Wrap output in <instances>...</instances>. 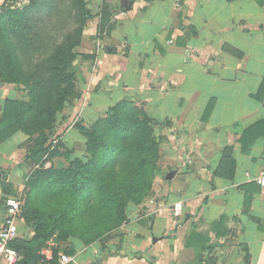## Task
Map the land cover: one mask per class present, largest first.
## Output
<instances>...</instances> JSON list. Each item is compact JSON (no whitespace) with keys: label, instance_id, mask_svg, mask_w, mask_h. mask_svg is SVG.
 Returning <instances> with one entry per match:
<instances>
[{"label":"crops","instance_id":"obj_1","mask_svg":"<svg viewBox=\"0 0 264 264\" xmlns=\"http://www.w3.org/2000/svg\"><path fill=\"white\" fill-rule=\"evenodd\" d=\"M87 2L91 16L77 47L79 95L58 113L54 133L72 147L67 162L84 158L77 124L88 126L129 98L156 120L161 172L152 196L127 204L128 220L113 233L121 248L69 238L62 241L70 245L66 252L53 235L39 250L42 260L55 251L52 264H264V185L255 179L264 169V3ZM106 24H112L108 32ZM5 98L20 99L0 82V119ZM244 142L251 143L248 151ZM27 144L22 131L0 142V222L4 198L19 196L36 166ZM227 145L233 168L223 162ZM177 200L183 201L179 217L172 214ZM222 215L223 235L210 226ZM25 222L20 214L15 242L34 236L35 224ZM60 253L70 260L61 262Z\"/></svg>","mask_w":264,"mask_h":264},{"label":"trees","instance_id":"obj_2","mask_svg":"<svg viewBox=\"0 0 264 264\" xmlns=\"http://www.w3.org/2000/svg\"><path fill=\"white\" fill-rule=\"evenodd\" d=\"M257 1L264 3V0ZM71 2L76 11L74 26L31 71L24 68L20 56L21 43L26 38L22 28L27 24L28 12L38 6V1L22 6L4 5L0 9V82L27 90L26 99H4L0 142L16 131L27 134L28 141L32 139L28 156L36 164L27 183L31 187L46 185L57 197L48 208H33L34 236L12 243L22 255L19 264L41 263L39 250L53 235L61 241L76 237L84 245L108 238L128 220L127 204L140 205L153 192L161 136L156 130V120L129 98L117 101L88 126L77 124L85 138L84 158L75 157L61 167L44 166L45 160L55 153V148L47 142L54 134L58 113L79 95L77 47L91 10L87 0ZM98 28L104 31V20ZM250 144L244 142L243 150L248 151ZM230 149L231 145H227L223 162L233 168ZM223 219L224 215L211 222V228L219 231ZM217 233L223 235L225 230ZM193 243V239L187 242ZM55 255L54 251L53 259L46 263L55 262Z\"/></svg>","mask_w":264,"mask_h":264},{"label":"rangeland","instance_id":"obj_3","mask_svg":"<svg viewBox=\"0 0 264 264\" xmlns=\"http://www.w3.org/2000/svg\"><path fill=\"white\" fill-rule=\"evenodd\" d=\"M31 1L33 0H0V9L4 5L22 6ZM37 1L38 6L28 12L27 24L22 28L24 34L26 35V38L22 40L20 56L23 60L24 68L27 71H31L34 65L41 58L47 55L51 47L60 39H62L63 35L74 26V17L76 13L71 0H53L52 5H50L51 0ZM106 26L108 32L109 29H111L112 24H106ZM77 58L78 60H81L80 52H78ZM9 86L17 92V95L20 99L27 98V90L22 88V86H17L12 83H9ZM35 135L36 134L32 135V137H34ZM31 141L32 139H29L26 146L27 149L28 145L32 144ZM47 143L51 146V148H55V153L52 157L45 160L44 166L47 167L50 164H53L55 167H59L61 164L65 165L67 163L66 158L68 157L69 152L72 151V147L65 146V144L61 142V140L57 135H55V133L50 136V139ZM159 159L157 161V170L155 173V177L159 174V171L161 172ZM35 167L30 169V172L28 171V175H30ZM28 177L25 180L23 191L19 196L22 200L21 216L26 219V225L32 227L34 226L33 208L36 206L38 208H48L50 205H53L55 203L57 197L52 193L49 187H46V185H41L38 187L29 186V183H27ZM152 195L153 192L150 196ZM150 196H148L146 199H148ZM116 231L117 229L111 232L108 238L103 237L101 239L93 240L89 244H97L101 247L102 250H118L119 248H121L122 240L116 236L117 234H113ZM68 239L64 241L67 242ZM110 242H112V244ZM61 245L63 250L68 252V247H70V245L68 244L67 246L63 247V242L61 243ZM109 252L112 251L109 250Z\"/></svg>","mask_w":264,"mask_h":264},{"label":"built area","instance_id":"obj_4","mask_svg":"<svg viewBox=\"0 0 264 264\" xmlns=\"http://www.w3.org/2000/svg\"><path fill=\"white\" fill-rule=\"evenodd\" d=\"M255 179L258 184L264 185V169L260 171ZM150 201H152L151 198ZM21 206L22 200L20 196L7 195L4 198L5 212L0 222V264H19L22 260V255L12 245L19 232L18 222L20 221ZM182 211L183 201H175L172 205V214L179 217ZM50 258V256L44 257L39 264H48L46 261ZM59 259L61 262H67L70 260V256L67 253H60Z\"/></svg>","mask_w":264,"mask_h":264},{"label":"water","instance_id":"obj_5","mask_svg":"<svg viewBox=\"0 0 264 264\" xmlns=\"http://www.w3.org/2000/svg\"><path fill=\"white\" fill-rule=\"evenodd\" d=\"M126 1H123V3H125ZM126 7H129L130 6V4L128 3V2H126V5H125ZM76 62V60L74 61V63ZM173 176V172L172 171H170L167 175H166V178L167 179H170L171 177ZM0 177H1V174H0Z\"/></svg>","mask_w":264,"mask_h":264}]
</instances>
